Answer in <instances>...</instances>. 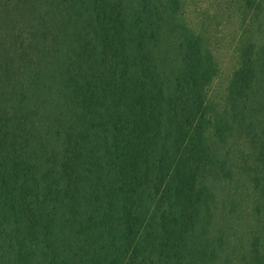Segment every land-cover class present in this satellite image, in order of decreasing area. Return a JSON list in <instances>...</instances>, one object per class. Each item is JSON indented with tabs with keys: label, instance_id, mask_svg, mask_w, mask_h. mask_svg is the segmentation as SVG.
Instances as JSON below:
<instances>
[{
	"label": "trees",
	"instance_id": "trees-1",
	"mask_svg": "<svg viewBox=\"0 0 264 264\" xmlns=\"http://www.w3.org/2000/svg\"><path fill=\"white\" fill-rule=\"evenodd\" d=\"M42 1L50 24L21 38L12 27L33 0H0V264H210L207 177L231 175L207 142L216 67L203 40L178 25L174 58H161L171 18L161 0H140L148 22L129 21L122 0ZM61 51L62 104L47 123L35 104L39 74L34 90L21 78ZM244 57L230 108L258 116L264 48ZM252 57L263 61L257 81Z\"/></svg>",
	"mask_w": 264,
	"mask_h": 264
},
{
	"label": "rangeland",
	"instance_id": "rangeland-1",
	"mask_svg": "<svg viewBox=\"0 0 264 264\" xmlns=\"http://www.w3.org/2000/svg\"><path fill=\"white\" fill-rule=\"evenodd\" d=\"M122 1L129 21L143 16L148 22V7L142 11L140 0ZM33 2L35 10L25 7L28 12L17 16L12 27L21 38H29L26 35L29 25L50 24V4L42 0ZM161 4L169 8L166 13L171 18L168 17L163 29L164 36L158 48L160 57L174 58L169 52L170 46L173 49V38L178 37L174 30L178 25H184L201 37L216 67V76L206 89V104L224 137L216 133L213 124L208 129L207 142L218 158L216 162H223L231 177L224 178L215 171L207 177L211 200L204 213L206 222L202 224L206 241L216 250L210 264H251L254 254H264V112L257 116L246 110L241 113L233 111L228 97L233 75L245 60L244 55L251 51L255 56L264 48V0H161ZM42 24L39 26L41 30L44 28ZM73 28L69 27V32ZM59 49L55 46L57 52ZM252 58L257 81L263 73V61L262 58ZM62 59L61 51L52 66L50 56L44 59L40 56L33 61L39 71L33 72L32 66L29 77L25 74L21 78L34 90L36 86L30 78L34 73L39 74L41 91L35 104L38 114L44 113L41 118L44 117L47 123L62 104L64 91L57 87L58 81L53 78ZM48 129L46 125L44 130ZM39 132L44 135L43 130H36Z\"/></svg>",
	"mask_w": 264,
	"mask_h": 264
}]
</instances>
